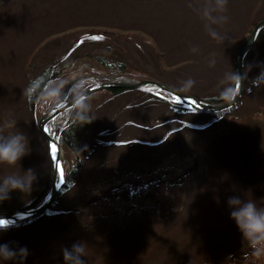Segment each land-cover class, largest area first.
<instances>
[{
    "label": "rangeland",
    "instance_id": "1",
    "mask_svg": "<svg viewBox=\"0 0 264 264\" xmlns=\"http://www.w3.org/2000/svg\"><path fill=\"white\" fill-rule=\"evenodd\" d=\"M107 7L117 26L147 27L143 41L121 37L124 52L134 47L140 53L120 77L95 60L77 66L91 74L66 70L74 65L53 45L97 44L106 26L93 17ZM263 20L264 0H227L226 9L217 0H0V135L19 131L29 147L17 165L0 163V180L29 169L35 176L30 192L13 191L0 202V216L35 208L47 196L50 162L37 126L71 82L150 80L200 101L218 99L235 84L237 53ZM102 43L103 49L113 46V38ZM45 63L54 65L58 79L29 111L26 82ZM244 69L240 103L226 114L186 112L137 90L94 93L84 105L93 123L77 132L74 152L59 133L77 104L56 132L64 174L56 198L36 217L0 230V244L26 247L24 264H64L63 251L79 242L85 264H227L229 257L236 264H264V257L248 255L227 203L239 197L264 207V84L253 83L264 72L261 32ZM189 79L195 81L190 88ZM95 86L88 79L78 83L66 101Z\"/></svg>",
    "mask_w": 264,
    "mask_h": 264
},
{
    "label": "trees",
    "instance_id": "2",
    "mask_svg": "<svg viewBox=\"0 0 264 264\" xmlns=\"http://www.w3.org/2000/svg\"><path fill=\"white\" fill-rule=\"evenodd\" d=\"M110 10L111 9L107 7L104 9V11H101L99 13L98 17H93L95 19H98L101 16L102 17L101 19L105 21L104 26H106V28H101V32H98L97 36H99L101 41L99 40L97 44H93V42H90L89 44H86L85 47H82V48L77 47V45H83L84 43H88L86 42V40H83L77 44L75 41L72 45H71L72 41H67L66 42L67 47L65 49H62V47H60L62 46L61 42L60 43L56 42V44L53 45L56 47V49L63 50L62 55H67L65 58V61H70V64H69L70 66H72V64L74 65L72 66V68L74 67L75 69L66 68V70H69V71L81 70V71H84L85 74H91L92 72H90L89 68L78 69L77 67V66H80L82 68V60L87 59L89 60L88 62L95 60L96 63L98 64V68L105 71L109 76H113V73H115L120 77L121 74L125 70L127 71V66H130L131 57L134 58V53H140V52H138V50L134 47L131 50H127L124 52L123 49L127 46H123V43L121 42L122 40L121 37H123V35H131V36H135L136 39H141L143 41V38H145L147 34L149 35V33L146 30L147 27L145 26L144 28L143 26H141V24L138 26L137 24H134V25L127 26V27H121L120 25L117 26L113 22V16L109 12ZM76 28H78V26L69 28V30H65L61 33H64L70 30H75ZM129 32H131V34H129ZM261 36H264V28L261 31ZM112 38H113V46H106V49H103L102 42L105 39H112ZM126 38H130V37H126ZM135 46L139 48V45L135 44ZM70 58L72 60H70ZM143 58L144 56L141 55L139 59L143 60ZM53 67L54 65L50 66L45 63L42 67V71L39 74H33V76L28 77L27 82H26V87H25V97H26L27 108L29 111L35 110L36 102L38 101L42 93L45 90H47L48 84L51 81L58 79L57 76L59 75L58 74L59 72H56L53 69ZM27 73H31L30 64L27 67ZM151 77H154V76H151ZM126 91L127 90H122V89L108 90L109 94H111L112 97H113V94L121 95L122 93H125ZM224 93H225L224 96L218 99L217 98L215 99H201L200 98V99L207 103H217V102L227 101L231 97H233L235 94V84L230 86ZM152 97L154 98L155 96L152 95ZM86 102L87 100L85 99L78 105L77 111L75 112L74 117L72 118L70 123L68 122V124L65 127H63V130H61L59 133L61 134V138L64 142L65 147L72 149L74 152H77L79 148V144L75 141L78 137L77 132L79 134V132H81L82 130V127H89L93 123L91 116L87 114V112L84 109V105L86 104ZM173 106H178V105L173 104ZM82 120H84L85 122L83 123ZM76 156H77V153H76ZM78 160L79 161L77 164V170L82 165V163H80L81 160L80 159Z\"/></svg>",
    "mask_w": 264,
    "mask_h": 264
},
{
    "label": "water",
    "instance_id": "3",
    "mask_svg": "<svg viewBox=\"0 0 264 264\" xmlns=\"http://www.w3.org/2000/svg\"><path fill=\"white\" fill-rule=\"evenodd\" d=\"M263 28H264V20L255 25L251 34L243 43V45L240 47L237 53L235 59V68L237 74L236 94L227 103H223V104L204 103L202 101H199L195 97H190L187 95L177 93L173 91L171 88H169L167 85H162L149 80L148 81L147 80H143V81L116 80L115 82L109 81L102 83L99 81L97 77L93 76V77L79 78L71 82L63 92L62 98L59 101V103L56 104L54 107H52V109L49 111L48 114L42 116L37 126L38 130L45 139L48 158L50 162L51 186L49 192L45 197V199L43 200V202L35 208L18 211L5 216H0V219L4 220L3 225L8 224V227H13L19 225L24 221H28L36 217L41 212H43L48 206L51 205V203L54 201V199L56 198L59 192V189L63 183V177L61 176V170L63 171L62 159H61L62 148L59 141V137L56 135L57 131L54 133V135L53 134L50 135L48 133L47 124L49 123L50 120L64 115V112L69 113L78 103H80L82 100L88 98L94 93L100 91L113 90V89L143 91L165 99V96L159 94L160 92H162L164 94L169 95L171 98H173V100L176 103L180 104L185 109L193 110V111L217 113L227 110L233 107L242 96L243 90L245 88V72L243 67L244 57L246 56L247 52L250 50L251 46L253 45L257 36L259 35V33ZM87 79L89 81L95 82L96 86L90 88L89 90H87L86 92L75 98L74 100H71L69 102L66 101L71 90L75 87V85ZM53 147L55 148V152H53Z\"/></svg>",
    "mask_w": 264,
    "mask_h": 264
},
{
    "label": "clouds",
    "instance_id": "4",
    "mask_svg": "<svg viewBox=\"0 0 264 264\" xmlns=\"http://www.w3.org/2000/svg\"><path fill=\"white\" fill-rule=\"evenodd\" d=\"M217 4L222 9H226L227 0H217ZM227 21V17H222ZM215 36V33H213ZM236 73H233L235 76ZM259 81V83H257ZM190 88L195 81L189 79L185 82ZM256 87L264 84V72H262L253 82ZM29 152L27 137L16 131L14 134L4 136L0 135V163L15 166ZM35 180L33 170L29 169L21 174H9L0 180V202L10 198V193L19 191L28 193L31 191L32 183ZM232 211L230 217L233 219L242 234L244 241H247L252 257H264V207H261L253 199L243 200L239 197H230L227 201ZM3 219H0V230H7L8 224L3 225ZM83 242L73 244L71 249L63 251L64 264H85ZM28 250L26 247L13 248L10 244H0V261H15L16 264H24L27 259ZM227 264H236L231 257Z\"/></svg>",
    "mask_w": 264,
    "mask_h": 264
},
{
    "label": "bare ground",
    "instance_id": "5",
    "mask_svg": "<svg viewBox=\"0 0 264 264\" xmlns=\"http://www.w3.org/2000/svg\"><path fill=\"white\" fill-rule=\"evenodd\" d=\"M69 115V113L59 116L57 118H54L49 121L47 124L48 133L50 135H54V133L58 130L59 127L63 125V123L67 120L66 117Z\"/></svg>",
    "mask_w": 264,
    "mask_h": 264
},
{
    "label": "snow or ice",
    "instance_id": "6",
    "mask_svg": "<svg viewBox=\"0 0 264 264\" xmlns=\"http://www.w3.org/2000/svg\"><path fill=\"white\" fill-rule=\"evenodd\" d=\"M53 152H55V148L53 147ZM63 171L61 170V176L63 177Z\"/></svg>",
    "mask_w": 264,
    "mask_h": 264
}]
</instances>
